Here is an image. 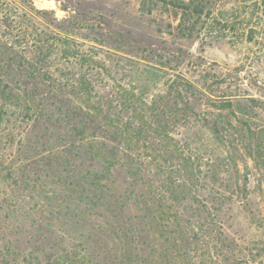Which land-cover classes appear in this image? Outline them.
I'll use <instances>...</instances> for the list:
<instances>
[{"label":"trees","instance_id":"1","mask_svg":"<svg viewBox=\"0 0 264 264\" xmlns=\"http://www.w3.org/2000/svg\"><path fill=\"white\" fill-rule=\"evenodd\" d=\"M156 1L184 37L214 7ZM83 21L0 0V125L12 140L11 122L25 123L0 198V264H172L242 195L243 153L264 166V103L223 78L162 70L148 45L136 56Z\"/></svg>","mask_w":264,"mask_h":264},{"label":"rangeland","instance_id":"2","mask_svg":"<svg viewBox=\"0 0 264 264\" xmlns=\"http://www.w3.org/2000/svg\"><path fill=\"white\" fill-rule=\"evenodd\" d=\"M212 2L214 7L200 19L196 32L184 37L175 28L179 15L161 1L33 0L35 7L53 9L58 18L78 12L86 18L83 25H93L95 30L109 28L118 38L116 44L136 56L146 54L143 45H148L154 50L150 54L166 62L162 70H175L199 83L206 74L223 78L229 89L264 103V2ZM256 112L264 122V109ZM11 125L12 140L0 125V198L10 190L12 173L24 157L18 134L25 123L12 121ZM240 160L242 195L233 196V203L219 216L208 217L206 230L189 232L188 240L176 249L172 264H264V166L245 153ZM73 232L75 235L78 230L74 227Z\"/></svg>","mask_w":264,"mask_h":264}]
</instances>
